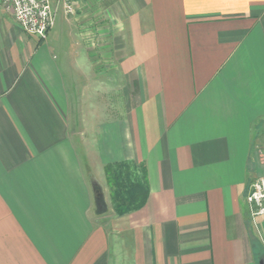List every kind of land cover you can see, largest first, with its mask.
Returning <instances> with one entry per match:
<instances>
[{"label": "crops", "instance_id": "crops-1", "mask_svg": "<svg viewBox=\"0 0 264 264\" xmlns=\"http://www.w3.org/2000/svg\"><path fill=\"white\" fill-rule=\"evenodd\" d=\"M75 5L40 40L0 4V264H264V0Z\"/></svg>", "mask_w": 264, "mask_h": 264}, {"label": "built area", "instance_id": "built-area-1", "mask_svg": "<svg viewBox=\"0 0 264 264\" xmlns=\"http://www.w3.org/2000/svg\"><path fill=\"white\" fill-rule=\"evenodd\" d=\"M0 4L25 33L40 40L47 37L58 13L70 16L76 10L75 0H0ZM246 204L251 220L264 217V175L250 183Z\"/></svg>", "mask_w": 264, "mask_h": 264}, {"label": "trees", "instance_id": "trees-1", "mask_svg": "<svg viewBox=\"0 0 264 264\" xmlns=\"http://www.w3.org/2000/svg\"><path fill=\"white\" fill-rule=\"evenodd\" d=\"M104 173L116 215L138 210L145 204L149 189L143 169L125 162L109 163L105 165Z\"/></svg>", "mask_w": 264, "mask_h": 264}, {"label": "rangeland", "instance_id": "rangeland-1", "mask_svg": "<svg viewBox=\"0 0 264 264\" xmlns=\"http://www.w3.org/2000/svg\"><path fill=\"white\" fill-rule=\"evenodd\" d=\"M110 2V10H111V12H112V19H113V21H115V19H116V15L118 14L117 13V7H118V5L121 3V0H91V2H92V4H93V6H95V11L96 12H93V15H89V13H86V17H85V19H88V17H87V15H89V17H92V18H95L96 20H98V19H103V15H101L100 13H99V7L101 8V7H103V4L104 3H106L107 4V2ZM107 6V5H106ZM76 8H77V6H76ZM107 8V7H106ZM75 12H76V10H75ZM118 16V15H117ZM62 16L60 15V13H58L57 14V16H56V19H55V29H56V27H57V25L59 24V21H60V18H61ZM104 21V20H103ZM107 21V20H106ZM111 27V30L113 29V26H110ZM102 30H103V27H102ZM60 32H59V30H58V34H59ZM112 34H114L113 32H112ZM80 112H81V116L82 117H86L87 116V109L85 108H83V109H81L80 110ZM81 128H82V126H81Z\"/></svg>", "mask_w": 264, "mask_h": 264}]
</instances>
